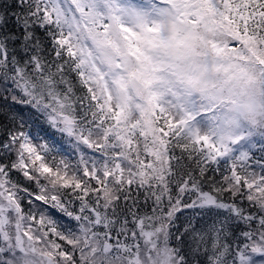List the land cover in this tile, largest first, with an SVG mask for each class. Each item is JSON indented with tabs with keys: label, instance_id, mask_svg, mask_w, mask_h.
<instances>
[{
	"label": "snow or ice",
	"instance_id": "1",
	"mask_svg": "<svg viewBox=\"0 0 264 264\" xmlns=\"http://www.w3.org/2000/svg\"><path fill=\"white\" fill-rule=\"evenodd\" d=\"M0 264H264V0H0Z\"/></svg>",
	"mask_w": 264,
	"mask_h": 264
},
{
	"label": "rangeland",
	"instance_id": "2",
	"mask_svg": "<svg viewBox=\"0 0 264 264\" xmlns=\"http://www.w3.org/2000/svg\"><path fill=\"white\" fill-rule=\"evenodd\" d=\"M104 94L107 95L106 90ZM108 107L115 110L117 120V131L125 138L126 144L130 143L132 150L141 152L145 141L136 135V131L141 127V121L144 118L143 113L138 112L139 105L135 101H118L114 96L108 98ZM206 128V125H203ZM127 151V149H125Z\"/></svg>",
	"mask_w": 264,
	"mask_h": 264
}]
</instances>
